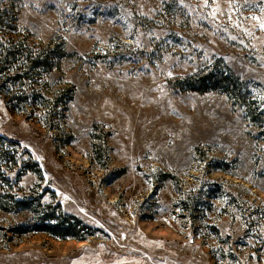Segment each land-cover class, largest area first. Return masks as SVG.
I'll return each mask as SVG.
<instances>
[{"label": "rangeland", "instance_id": "1", "mask_svg": "<svg viewBox=\"0 0 264 264\" xmlns=\"http://www.w3.org/2000/svg\"><path fill=\"white\" fill-rule=\"evenodd\" d=\"M211 64L264 111V0H0V136L43 176L2 169L0 264H264V129L174 87Z\"/></svg>", "mask_w": 264, "mask_h": 264}, {"label": "trees", "instance_id": "2", "mask_svg": "<svg viewBox=\"0 0 264 264\" xmlns=\"http://www.w3.org/2000/svg\"><path fill=\"white\" fill-rule=\"evenodd\" d=\"M35 67L41 68L45 73H48L53 69L54 65L40 62ZM174 87L180 92L192 91L198 94L217 92L224 94L234 106H238L244 110L246 117L251 123L258 129H264V111L260 110L258 101L253 96L248 84L242 82L224 64H211V66L205 67L175 82ZM15 110L18 113L20 112L19 109ZM16 167L20 169L19 175L32 173L37 176L39 181H43L42 171L39 164L33 159L32 154L19 143L0 136V175L5 177L2 169H5L6 172ZM54 211L57 212L56 218L58 215H61L59 206H57L52 212H46L43 215L40 224L35 229L37 231H44L54 237L65 238L73 236L76 240H82L83 236L75 235L79 233L76 231V226L78 224L82 225V223L73 217H64V219L73 220V225H68V222L64 219L61 222L57 219L54 221L52 218L55 217ZM81 227L84 228L83 226Z\"/></svg>", "mask_w": 264, "mask_h": 264}]
</instances>
